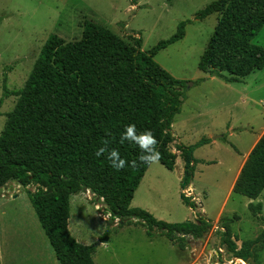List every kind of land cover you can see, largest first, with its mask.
<instances>
[{
	"label": "trees",
	"instance_id": "1",
	"mask_svg": "<svg viewBox=\"0 0 264 264\" xmlns=\"http://www.w3.org/2000/svg\"><path fill=\"white\" fill-rule=\"evenodd\" d=\"M217 13L214 32L203 51L199 68L213 75L231 74L239 81L264 68V46L252 40L264 27V0H215L196 13V19ZM3 17L0 16V22ZM182 21L177 32L149 50L142 49V37L126 42L108 27L86 20L80 39L66 41L51 34L45 42L23 88H7L3 95H16L17 103L7 114L0 135V188L11 181L23 187L37 184L30 198L59 264H96V244L80 242L69 228L70 198L87 187L106 206L109 225H141L149 237H167L180 250L187 237L200 238L212 222L197 214L196 219L167 222L141 207H132L149 164L140 163L141 150L120 137L125 126L134 124L137 133L151 130L156 137L159 161L168 169L176 165L170 145L175 136L172 124L182 109L183 81L173 76L157 60L158 52L185 36ZM119 151L121 158L135 167L117 171L106 154L96 156L102 141ZM204 140L192 145L177 144L184 161L181 186L189 188L194 178V151ZM264 190V134L251 149L234 183L233 192L256 199ZM183 202L195 207L183 192ZM250 209L264 222L262 203ZM222 219L221 242L235 257L255 261L264 249V230L245 240L241 247L232 240L230 226ZM108 229L99 239L105 242ZM0 264L1 256H0ZM264 264V262H263Z\"/></svg>",
	"mask_w": 264,
	"mask_h": 264
},
{
	"label": "rangeland",
	"instance_id": "2",
	"mask_svg": "<svg viewBox=\"0 0 264 264\" xmlns=\"http://www.w3.org/2000/svg\"><path fill=\"white\" fill-rule=\"evenodd\" d=\"M215 0H0V98L4 74L7 88L17 91L26 83L45 42L51 34L66 41L80 39L86 20L110 28L126 42L142 37L149 50L177 32L182 21L185 36L161 49L156 60L182 80V109L175 115L170 145L176 154L173 170L160 161L150 165L132 207H141L167 222L193 221L197 214L212 222L202 237H187L180 250L167 237H149L141 225H109L107 206L90 190L72 194L69 228L84 244H96V264H263L264 249L257 261L239 260L222 245L225 218L232 240L241 247L255 239L264 222L250 209L262 203L264 190L256 199L234 193L233 186L251 149L264 134V68L239 81L231 74L213 75L199 68L201 55L214 32L219 15L196 19V13ZM133 36V37H132ZM264 46V27L252 40ZM18 97H6L0 106V135L7 114ZM196 168L191 185L183 189L184 161L177 144H196ZM37 184L23 187L11 181L0 188V256L2 264H58L56 254L36 214L30 192ZM182 192L195 202L186 205ZM110 229L105 242L103 234Z\"/></svg>",
	"mask_w": 264,
	"mask_h": 264
},
{
	"label": "clouds",
	"instance_id": "3",
	"mask_svg": "<svg viewBox=\"0 0 264 264\" xmlns=\"http://www.w3.org/2000/svg\"><path fill=\"white\" fill-rule=\"evenodd\" d=\"M120 140L121 142L127 140L138 145L141 150V154L138 158L140 163L151 165L159 161L160 153L157 150L158 141L151 130H144L137 133L136 126L134 124H129L125 126V131L122 133ZM109 143L110 141L107 139L102 141V146L96 150L95 155L99 157L106 154L111 167L117 171L127 166L135 167L137 165V161L135 160L129 163L124 158H121L117 149L109 148Z\"/></svg>",
	"mask_w": 264,
	"mask_h": 264
},
{
	"label": "water",
	"instance_id": "4",
	"mask_svg": "<svg viewBox=\"0 0 264 264\" xmlns=\"http://www.w3.org/2000/svg\"><path fill=\"white\" fill-rule=\"evenodd\" d=\"M85 192L89 191V189L87 187H84L83 189ZM240 259V258H239Z\"/></svg>",
	"mask_w": 264,
	"mask_h": 264
},
{
	"label": "bare ground",
	"instance_id": "5",
	"mask_svg": "<svg viewBox=\"0 0 264 264\" xmlns=\"http://www.w3.org/2000/svg\"><path fill=\"white\" fill-rule=\"evenodd\" d=\"M240 173V172H239ZM239 260H242V259H239Z\"/></svg>",
	"mask_w": 264,
	"mask_h": 264
},
{
	"label": "crops",
	"instance_id": "6",
	"mask_svg": "<svg viewBox=\"0 0 264 264\" xmlns=\"http://www.w3.org/2000/svg\"><path fill=\"white\" fill-rule=\"evenodd\" d=\"M242 168V167H241ZM240 171H241V169H240ZM59 264V263H58Z\"/></svg>",
	"mask_w": 264,
	"mask_h": 264
},
{
	"label": "built area",
	"instance_id": "7",
	"mask_svg": "<svg viewBox=\"0 0 264 264\" xmlns=\"http://www.w3.org/2000/svg\"><path fill=\"white\" fill-rule=\"evenodd\" d=\"M232 264H233V262H232Z\"/></svg>",
	"mask_w": 264,
	"mask_h": 264
}]
</instances>
